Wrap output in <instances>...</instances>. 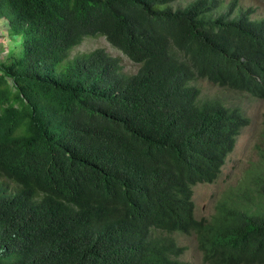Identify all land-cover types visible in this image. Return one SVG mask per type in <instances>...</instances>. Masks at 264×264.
Segmentation results:
<instances>
[{
	"label": "trees",
	"instance_id": "obj_1",
	"mask_svg": "<svg viewBox=\"0 0 264 264\" xmlns=\"http://www.w3.org/2000/svg\"><path fill=\"white\" fill-rule=\"evenodd\" d=\"M184 1L0 0V264H173L190 222L212 264H264V116L241 186L193 216L247 124L233 91L264 98V19ZM100 37L138 72L70 58Z\"/></svg>",
	"mask_w": 264,
	"mask_h": 264
},
{
	"label": "rangeland",
	"instance_id": "obj_2",
	"mask_svg": "<svg viewBox=\"0 0 264 264\" xmlns=\"http://www.w3.org/2000/svg\"><path fill=\"white\" fill-rule=\"evenodd\" d=\"M193 0H186L180 4L176 3V7H184ZM226 3L232 0H223ZM239 6L243 9H251L253 17L257 19H264V0H238ZM9 26L5 19H0V47L4 45L5 50L0 52V59L6 57L8 52L9 38L6 37V33ZM4 35V36H3ZM24 38L20 37L16 41V45L22 49ZM105 49L109 54L121 59V64L124 67V72L129 74H135L139 70V65L132 63L126 58L120 51L113 48L110 43L104 38H89L86 39L78 48L71 52L70 58L73 59L78 55L89 53L96 49ZM202 93L206 96L222 97L225 91H221L214 85L207 81L200 83ZM227 96V95H226ZM241 101L243 111L250 119V125L244 128L241 134L237 137V142L234 151L229 155L227 163L224 166L220 178L213 184H199L194 187V200L196 202V211L198 217H210L213 214L214 206L221 199L223 193L229 189V187H240L245 176L247 167L253 162H258L259 156L256 151V146L260 145L258 139L259 126L261 123L262 114L264 112V101L259 99H252L251 96L239 97L238 102ZM181 245L187 248L182 259L189 261L192 258L199 256V252L193 243L191 251L188 248V243L194 242V236H183L178 238ZM191 241V242H190ZM191 256V257H190ZM195 264H202L196 262Z\"/></svg>",
	"mask_w": 264,
	"mask_h": 264
},
{
	"label": "clouds",
	"instance_id": "obj_3",
	"mask_svg": "<svg viewBox=\"0 0 264 264\" xmlns=\"http://www.w3.org/2000/svg\"><path fill=\"white\" fill-rule=\"evenodd\" d=\"M233 92L235 93L234 96L237 97L238 100H239V97L241 95H243V96H247V95L251 96L249 94V92H246V91L234 90ZM251 97H252V99L256 98V99H259L260 101H264V98H261V97L260 98L253 97V96H251ZM262 116H264V112H263ZM249 125H250V119L247 118V124L245 125L244 128H246ZM259 128H260V126H259ZM193 201L195 203V209H194L193 216H194V218L196 217L197 219H199L201 217H198L197 211H196V202L194 200V188H193ZM180 224L183 225V227H184L183 230H175L174 234H173L174 241H175V247H174V249H175V252H174L175 253V261H174L173 264H195L196 262H200L202 264H212L208 260V254L200 247V244H199V241H198V235L196 234V232H194L192 230V229H194L197 226V224L195 222L180 223ZM169 232H170L169 230L158 229L156 231V236H162V237L166 238V237L169 236ZM183 236H187V237L194 236V242H191V241H190L191 243L187 242L189 244L188 248L191 251L192 245H193V243H195L194 245L196 246V248H197V250L199 252V256H197L196 258H192L190 256L191 259L189 261H185V260L182 259V256L185 254L187 248L185 246L181 245V243L178 241V238H181Z\"/></svg>",
	"mask_w": 264,
	"mask_h": 264
}]
</instances>
